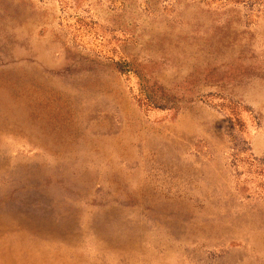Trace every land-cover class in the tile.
<instances>
[{"label": "rangeland", "instance_id": "rangeland-1", "mask_svg": "<svg viewBox=\"0 0 264 264\" xmlns=\"http://www.w3.org/2000/svg\"><path fill=\"white\" fill-rule=\"evenodd\" d=\"M0 264H264V0H0Z\"/></svg>", "mask_w": 264, "mask_h": 264}]
</instances>
